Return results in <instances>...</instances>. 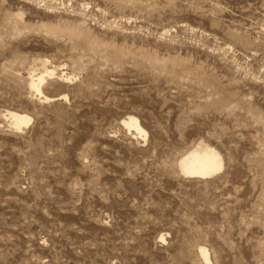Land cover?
<instances>
[{
	"label": "rangeland",
	"instance_id": "374dc122",
	"mask_svg": "<svg viewBox=\"0 0 264 264\" xmlns=\"http://www.w3.org/2000/svg\"><path fill=\"white\" fill-rule=\"evenodd\" d=\"M54 68L47 102L28 82ZM200 142L224 169L187 178ZM202 249L264 264V0H0V264Z\"/></svg>",
	"mask_w": 264,
	"mask_h": 264
},
{
	"label": "bare ground",
	"instance_id": "6f19581e",
	"mask_svg": "<svg viewBox=\"0 0 264 264\" xmlns=\"http://www.w3.org/2000/svg\"><path fill=\"white\" fill-rule=\"evenodd\" d=\"M57 69L46 70L41 75H31L28 85L34 93L41 95L47 102H51L57 99L47 97L43 94L42 85L46 81L47 77H53L56 75ZM63 79L71 80L70 77L64 75ZM59 100L68 99V95H63L58 98ZM8 117L11 125L16 130H22L24 127H28L33 122V118L26 113L8 112ZM124 124L131 129H135L137 134L147 138L148 133L141 127L140 122L135 117H129ZM178 167L183 176L193 179H209L214 175L222 172L224 169V160L222 155L212 146L200 142L197 146H194L183 154L178 160ZM208 251V250H207ZM206 250L202 249L201 253L204 257L206 264H211L209 255Z\"/></svg>",
	"mask_w": 264,
	"mask_h": 264
}]
</instances>
